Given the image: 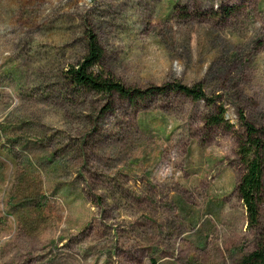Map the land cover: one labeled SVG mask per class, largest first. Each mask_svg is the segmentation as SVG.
Instances as JSON below:
<instances>
[{
  "label": "rangeland",
  "instance_id": "rangeland-1",
  "mask_svg": "<svg viewBox=\"0 0 264 264\" xmlns=\"http://www.w3.org/2000/svg\"><path fill=\"white\" fill-rule=\"evenodd\" d=\"M90 34L95 74L213 103L71 84ZM240 110L264 126V0H0V264H240Z\"/></svg>",
  "mask_w": 264,
  "mask_h": 264
},
{
  "label": "trees",
  "instance_id": "trees-1",
  "mask_svg": "<svg viewBox=\"0 0 264 264\" xmlns=\"http://www.w3.org/2000/svg\"><path fill=\"white\" fill-rule=\"evenodd\" d=\"M89 53L77 66L67 70L66 74L71 84L78 87L88 88L99 93L112 94L118 92L132 100L143 99L148 93L155 91L164 92L168 89L184 93L194 100L205 99L212 102L200 83L187 85L181 82L168 83L163 86L151 87L148 90H141L127 86L113 77H105L95 74L91 68L103 56V50L94 34H90ZM213 103V102H212ZM226 110L221 105L216 113L207 115L206 123L209 125H224L228 128L231 124L225 117ZM240 121L245 127V136L239 142L238 154L246 165V171L242 175L238 191L248 212V221L255 226L260 221L259 201L263 189L264 175V126H257L247 119L243 110L239 112ZM153 264H156L153 262ZM240 264H264V240H261L258 248L243 257Z\"/></svg>",
  "mask_w": 264,
  "mask_h": 264
}]
</instances>
